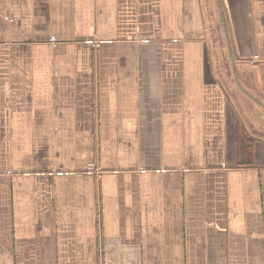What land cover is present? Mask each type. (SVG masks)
Returning a JSON list of instances; mask_svg holds the SVG:
<instances>
[{"label": "crops", "instance_id": "1", "mask_svg": "<svg viewBox=\"0 0 264 264\" xmlns=\"http://www.w3.org/2000/svg\"><path fill=\"white\" fill-rule=\"evenodd\" d=\"M0 264H264V0H0Z\"/></svg>", "mask_w": 264, "mask_h": 264}, {"label": "built area", "instance_id": "2", "mask_svg": "<svg viewBox=\"0 0 264 264\" xmlns=\"http://www.w3.org/2000/svg\"><path fill=\"white\" fill-rule=\"evenodd\" d=\"M92 45V47H96L97 45H99V41L98 40H94L93 42L90 43ZM257 59V56L252 57V59L249 61L250 64H252L254 62V60ZM94 166L92 164H90L87 167L88 171L93 170Z\"/></svg>", "mask_w": 264, "mask_h": 264}, {"label": "rangeland", "instance_id": "3", "mask_svg": "<svg viewBox=\"0 0 264 264\" xmlns=\"http://www.w3.org/2000/svg\"><path fill=\"white\" fill-rule=\"evenodd\" d=\"M92 46V45H91ZM223 60H224V58H223Z\"/></svg>", "mask_w": 264, "mask_h": 264}]
</instances>
